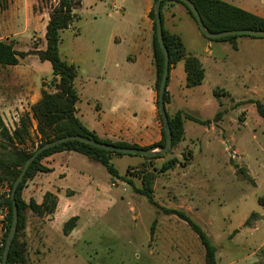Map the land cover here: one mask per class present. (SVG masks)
Returning a JSON list of instances; mask_svg holds the SVG:
<instances>
[{"label":"rangeland","instance_id":"1","mask_svg":"<svg viewBox=\"0 0 264 264\" xmlns=\"http://www.w3.org/2000/svg\"><path fill=\"white\" fill-rule=\"evenodd\" d=\"M81 1L75 9L78 18L73 26L64 29L63 39H72L83 30L84 34L93 31L104 40L112 37L123 41L126 16L123 10L134 7L132 12L137 18L141 7L149 2ZM58 2L0 0V40L13 42L19 50L35 45L43 47L45 24ZM175 3L184 6L179 1ZM239 39L238 49L228 40H216L221 45L217 53L222 56L224 71L210 73L200 86L184 85L179 89L182 95L178 102L197 109L199 118L210 119L219 111L221 116L213 124L186 119L183 140L163 160H149V167L157 171L156 201L165 207L186 210L215 243L219 264H255L264 250V217L256 227L242 226L252 211L264 214V117L256 104L264 103V44H250V38ZM33 59L31 55L26 61ZM47 63L49 66H36L35 70L39 78L47 77L44 83L53 88L52 65L50 61ZM12 69L8 65L0 66V78L11 79ZM220 83L226 84L230 94L214 93ZM6 125L11 130L16 127L9 120ZM39 143L40 136L36 127H32L30 138L22 146L34 150ZM113 157L120 176L83 153L70 151L59 155L54 173L44 176L41 173L39 178L34 177V182L27 181L23 191L27 200L31 197L41 200L46 191L57 197L53 213L27 210L21 238L28 242L29 261L34 264H204V246L188 222L177 214L166 213L137 190L142 186L141 177L126 176L133 184L125 180L128 161L142 155L115 153ZM172 157L180 162L161 171L163 163ZM132 171L137 172L135 168ZM58 173L63 175L60 177ZM36 184L40 187L38 192ZM9 191L8 182L0 185V193ZM74 215L79 216L78 224L74 232L66 234L64 225ZM1 224L0 221V242L5 233ZM236 228L240 231L232 234Z\"/></svg>","mask_w":264,"mask_h":264},{"label":"trees","instance_id":"2","mask_svg":"<svg viewBox=\"0 0 264 264\" xmlns=\"http://www.w3.org/2000/svg\"><path fill=\"white\" fill-rule=\"evenodd\" d=\"M168 1H179L183 3L189 14L196 20L191 9L182 0H163L161 3L162 19L163 8ZM192 1L198 8L205 25L213 32L235 28L264 29V17L228 1ZM81 2V0H59V2L52 7L44 33V47L35 45L28 50H19L15 48L13 42L0 40V66L4 67L7 65H14L19 62L20 57H25L28 54H37L41 60H49L51 62L54 80L53 88L42 89L40 98L31 105L30 111L25 112L21 116L20 123L15 127V129L11 130L6 125L4 118L0 113V185H2L4 182H8L10 185V191L7 194L0 193V207L6 205L8 208L6 222L4 225L5 233L0 242V264L2 261L6 238L12 222V185L22 170L25 161L35 150L22 146L23 144H26L30 138L33 120L36 121V130L40 136V143L38 146L45 143L46 141L68 134H83L93 137L97 140L114 143L116 145L138 146L137 144L126 141H113L110 139L100 138L93 130L83 123L76 113V104L79 99V95L75 88L74 80L77 76L78 69L74 64L67 62L61 56L59 42L61 30L69 27V25L77 17V12L75 9L81 5ZM155 2L156 0H154V3ZM149 15L153 19L154 32L152 44L156 68L155 87L158 91L164 69V53L157 37L154 6L152 7ZM163 35L164 41L169 50L170 67L172 64L184 59L185 70L187 72V85L196 86L201 84L205 79V68L200 58L187 52L185 44L178 33L171 32L165 29L163 26ZM205 36L213 40H228L233 43L234 46L236 45L237 39L241 36L264 38V36H255L249 34H232L219 38H212L207 35ZM169 101L170 95L166 89L165 103ZM256 104L258 106L260 115L264 117V103L257 101ZM167 112L172 130L173 147L183 140L185 136L184 121L186 118L204 124H209L211 122L210 119H201L185 110H178L174 113H169L167 110ZM219 116H221V111L217 113L214 120H216ZM165 141L166 137L163 128L162 138L155 145H164ZM64 150L81 152L87 155L89 158L105 165V167L116 176H120V174L112 161L113 155L115 153L129 154L100 148L80 140L65 141L42 151L30 164L16 191L19 223L17 233L9 251L7 264H34L30 262L27 257L28 242L26 239L21 238V232H23L24 228L26 227L27 210L31 209L37 214L53 213L57 206V197L51 191H46L43 201L38 203L34 198L27 200L24 197L23 191L27 181L34 179V177L39 172H49L52 170V168L47 166L43 160L55 152ZM164 155L165 154L142 156L144 158V162H142L141 165L130 166L127 168L125 180L133 184V181L128 179L126 176L134 174L141 177L142 186L138 187L137 190H139L143 195L147 196L152 203L160 206L166 213L177 214L180 218L186 220L192 229L199 235L201 243L204 246V264H219L216 255L217 247L203 227L196 220H194L186 210L165 207L156 201L154 197V182L157 171L154 169V167L153 169L149 167L151 165L149 160L163 157ZM179 162L180 160L177 157H172L163 163L161 171L169 170L175 167ZM184 165H186V163H184ZM133 168H135L137 172L132 171ZM259 218H262V215L258 211H252L245 220L244 225L253 226ZM77 221V215L70 217L64 225V232L69 234L77 225ZM153 230L154 225L152 226V231ZM237 231L238 229L234 230L233 234ZM255 264H264V250L262 257L256 261Z\"/></svg>","mask_w":264,"mask_h":264},{"label":"crops","instance_id":"3","mask_svg":"<svg viewBox=\"0 0 264 264\" xmlns=\"http://www.w3.org/2000/svg\"><path fill=\"white\" fill-rule=\"evenodd\" d=\"M225 1L264 17V0L253 3L242 2V0ZM153 6L154 0H149L147 6L141 7L139 10L137 18L132 12L134 7H125L123 10L126 15L125 32L123 38H121L123 41L120 42L115 41L112 37L107 40L99 38L93 31L84 34L83 30H79L78 34L73 36L72 39L68 37L63 39L62 32H64V29L73 26L75 19L69 27L61 30L59 42L61 56L78 69L74 80L79 95L76 113L83 123L100 138L126 141L140 147L155 145L162 138L163 122L158 106V91L155 87L156 68L152 44L153 19L149 15ZM76 18H78V13ZM163 26L171 32L178 33L185 44L187 52L200 58L205 68V79L210 73L214 75L225 70V65L220 62L222 56L217 53V49H221V45L217 43L219 41L209 39L202 33L196 20L189 14L185 5L168 1L163 8ZM42 38L44 40V35ZM240 38H250V41H248L250 44L257 42L264 44V39H260L262 37L246 36ZM239 40L238 38L235 46L229 42L234 48L238 49ZM31 55L35 57L33 62L26 61ZM47 61L49 60H41L37 54H28L25 57H20L17 64L8 65L13 68L15 75L13 73L11 79L0 78V113L5 123L9 120L14 126H17L20 123L21 116L30 111L31 105L40 98L42 89L49 88L44 83L47 81V77L42 76L39 78L35 70L36 66L39 68L43 67L42 65L46 66ZM186 82L185 60L182 59L172 64L169 70L167 90L170 101L166 103V109L169 113L185 110L200 117L197 114L199 113L197 109L188 108L178 102L179 97L182 95L179 89H183L184 85L188 86ZM225 85V83H220L214 89V93L217 95L230 94L231 90L226 88ZM50 89L52 88L50 87ZM121 107L125 108L121 109ZM223 111L226 110L223 109ZM214 117L210 118L211 122L209 124L216 121ZM201 119L206 120L207 118ZM33 127H36L35 120H33ZM64 152L70 151H58L47 156L43 162L52 170L39 172L36 178H39L41 173L43 174L41 176L54 173L56 170L55 164L60 161L58 160L59 155ZM163 158L158 157L156 159L160 161ZM114 159L115 157H112L113 163ZM142 162H144L143 157L129 160L127 168ZM58 174L60 177L63 175V173ZM31 181L34 182L35 180L32 179ZM115 186L117 187V184ZM35 188L37 192L40 190L37 184ZM63 188L67 189L69 187ZM124 189L127 190L126 186ZM47 190L51 189L48 188ZM31 198L41 203L44 197L42 196L41 200H39V197ZM260 214L263 218L264 214ZM262 218L257 220L253 226L244 225L247 219L245 218L242 226L256 227ZM76 226L73 228V232ZM239 231L238 229L236 233Z\"/></svg>","mask_w":264,"mask_h":264},{"label":"water","instance_id":"4","mask_svg":"<svg viewBox=\"0 0 264 264\" xmlns=\"http://www.w3.org/2000/svg\"><path fill=\"white\" fill-rule=\"evenodd\" d=\"M163 0H156L154 3V9H155V22H156V31H157V37L158 41L160 43V46L164 53V69L163 74L161 78V82L158 89V106L159 110L162 116L163 120V128L165 131V137L166 141L164 145H152L149 147H140V146H122V145H116L114 143H108L105 141L97 140L93 137L86 136L83 134H68L62 137H58L49 141H46L45 143L38 146L34 152L27 158L25 161V164L20 171L19 175L15 179L12 185L11 189V199H12V222L10 226V230L8 232L5 247L3 250L2 255V261L1 264H7L9 251L12 246V242L15 238V235L17 233L18 223H19V214H18V206L16 201V191L23 180L30 164L32 161L45 149L54 146L56 144L69 141V140H80L84 141L86 143L95 145L100 148L112 150V151H118L123 153H129V154H139L142 156H153V155H163L169 152L173 147V138H172V130L169 122V116L166 109V103H165V92L167 89V82L169 78V70H170V56H169V50L167 48V45L164 41V35H163V19L161 15V3ZM184 1L188 7L191 9L193 15L195 16L199 27L201 31L212 38H219L224 37L227 35L232 34H249V35H255V36H264V29H255V28H235V29H227L222 31L213 32L211 31L204 23L202 16L196 7L195 3L192 0H182Z\"/></svg>","mask_w":264,"mask_h":264},{"label":"built area","instance_id":"5","mask_svg":"<svg viewBox=\"0 0 264 264\" xmlns=\"http://www.w3.org/2000/svg\"><path fill=\"white\" fill-rule=\"evenodd\" d=\"M112 184L116 185V182L113 181ZM7 213H8L7 206L0 207V221L2 222L1 225H3V224L5 225Z\"/></svg>","mask_w":264,"mask_h":264}]
</instances>
